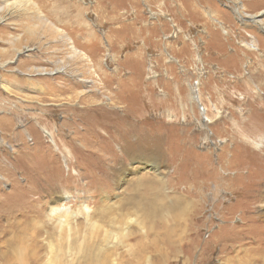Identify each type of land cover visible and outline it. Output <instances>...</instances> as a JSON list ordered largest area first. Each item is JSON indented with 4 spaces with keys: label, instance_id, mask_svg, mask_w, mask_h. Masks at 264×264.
<instances>
[{
    "label": "rangeland",
    "instance_id": "374dc122",
    "mask_svg": "<svg viewBox=\"0 0 264 264\" xmlns=\"http://www.w3.org/2000/svg\"><path fill=\"white\" fill-rule=\"evenodd\" d=\"M263 86L264 0H0V264H30L29 242L7 241L36 229L39 264L66 261V245L49 251L60 245L49 215L58 197L124 228L129 252L140 221L142 264H264V227H249L251 217L264 226L249 184L252 151L264 150ZM88 97L124 116L119 130L154 158L142 150L120 164L105 133L118 131L92 135L86 122L101 113L75 111ZM147 178L135 213L125 197ZM69 225L87 233L78 212Z\"/></svg>",
    "mask_w": 264,
    "mask_h": 264
},
{
    "label": "bare ground",
    "instance_id": "6f19581e",
    "mask_svg": "<svg viewBox=\"0 0 264 264\" xmlns=\"http://www.w3.org/2000/svg\"><path fill=\"white\" fill-rule=\"evenodd\" d=\"M192 10V9H191ZM181 21V20H180ZM69 40V38H68ZM72 43V42H71ZM69 47L74 50V47L72 48L71 45H69ZM2 66V65H1ZM62 69V68H61ZM37 71V73L39 74H50L51 72L49 71H45L43 69H35ZM254 82V81H253ZM124 84V80H120V84ZM232 84L233 87L237 86L236 85V81H231L230 82ZM67 84V83H66ZM126 86V84H125ZM118 87V86H117ZM264 87V86H263ZM262 89V88H261ZM40 90V89H39ZM123 90V88H122ZM121 90V94L122 92H124V90ZM82 92V91H80ZM80 92H76V93H80ZM260 92V91H259ZM258 92V93H259ZM78 94H75V97L78 98ZM261 95V94H259ZM263 97V96H262ZM119 98L122 99V96H120ZM262 99V98H261ZM67 100V99H66ZM83 104L85 106H80V108L78 107L77 109H75L76 112L81 111V109H92V110H97V112L99 111V113H101L99 115V118L97 119L95 125L90 124L88 122H86L87 125H90L92 127V129H89V133L92 132V135H96L99 137L98 133L99 129L101 130L100 126H104L105 128H109V129H115V131L117 130L118 132L116 133V135L111 136L108 132H105L107 134V138L110 139L109 141H117L118 144L120 145V149L119 151L117 150L116 155L118 156V161L120 164L124 163L126 159L128 160H132V159H138L141 157L142 154V150L145 152L146 148L145 146L143 147H139L138 144L134 143V140H132L133 135H129L128 134V129L127 131L124 129V132H121L119 129H121L120 127L124 124V116L123 118L120 117V113L118 114L115 110H111L110 108L108 109L107 107H102V101H96L94 97L91 98H83ZM258 100V99H257ZM248 99L246 97V99L243 102H246V105L248 104ZM72 102V101H71ZM120 102V101H119ZM67 103V102H66ZM115 103V102H114ZM119 104V103H118ZM68 105H70V103H68ZM116 106V105H115ZM72 107V106H71ZM65 108V107H64ZM126 112H124L123 115H125ZM218 114V113H217ZM242 114V113H241ZM88 115V114H87ZM86 115V116H87ZM220 115V114H219ZM260 116V115H259ZM231 117V116H230ZM258 117V116H257ZM264 117V116H263ZM77 118L76 116L73 115V117L68 118L70 119H74ZM228 118V117H227ZM248 118V117H247ZM253 118V117H252ZM255 118V117H254ZM67 119V118H66ZM4 120L6 122H4V124L6 125V127H9V121L7 117H4ZM83 120V119H82ZM256 122V120H253L252 122ZM126 122V121H125ZM245 122V121H244ZM250 123V122H249ZM242 124V123H241ZM247 125V124H246ZM257 125V124H256ZM245 126V125H244ZM116 127V128H115ZM239 127V126H238ZM78 129L82 130L84 129V127L82 126V128H79V126L77 127ZM240 128V127H239ZM258 131H261L259 133H262V131H264V126H258ZM251 129V128H250ZM253 130V129H252ZM256 131V129H255ZM70 132V131H69ZM5 133V132H4ZM244 133V132H243ZM88 134V133H87ZM258 134V133H257ZM263 134V133H262ZM103 135V134H102ZM249 135V134H248ZM259 135V134H258ZM135 136V135H134ZM106 137V136H105ZM138 137V136H137ZM242 137V136H241ZM249 137V136H248ZM135 138V137H134ZM232 138V137H231ZM72 140H75V138H71ZM70 139V141H71ZM101 139V138H100ZM238 139V138H237ZM260 139V138H259ZM137 140V139H136ZM236 140V139H235ZM78 141V143H82L83 141H81V139L76 140ZM101 141V140H100ZM254 141V140H253ZM257 141V140H256ZM72 142V141H71ZM233 142V141H232ZM237 142V141H236ZM235 142L236 145H238ZM73 143V142H72ZM77 143V144H78ZM258 144V143H257ZM116 145V144H115ZM260 145V144H259ZM257 146V145H256ZM262 146V145H261ZM139 147V148H138ZM69 148V147H68ZM114 149V148H113ZM246 149V148H245ZM115 150V149H114ZM251 150V149H250ZM69 151L71 154V150H67ZM92 151V150H91ZM116 151V150H115ZM263 153H257V151H252V153H254L255 158H253L254 160H258V165L256 170L254 171L252 169V171L250 172V175L252 174V176H254L255 178H253V180H251L249 182L251 188V191H255L254 193H257V195L255 194L254 198L256 199L255 201H264V150H262ZM95 152V151H94ZM148 152V151H146ZM105 155V154H104ZM140 155V156H139ZM155 153L150 150L148 152V156L150 158H154ZM235 156V155H233ZM74 157V156H73ZM110 157V156H109ZM108 157V158H109ZM76 158V157H75ZM75 160V159H74ZM247 161V160H246ZM194 162V161H193ZM223 167L224 168L227 164L228 167L230 166V160L229 159H223ZM108 165V164H107ZM117 165V164H116ZM221 166V165H220ZM248 166V165H247ZM250 166V165H249ZM187 167V166H186ZM185 167V168H186ZM209 167V166H208ZM207 167V168H208ZM180 166L177 168L179 169ZM190 168V167H189ZM235 168V167H234ZM194 169V167H193ZM211 169L208 168V170ZM237 169V168H236ZM207 170V169H206ZM213 170V169H212ZM225 171V170H224ZM176 172V171H175ZM206 173V172H205ZM212 173V172H211ZM218 174V173H216ZM238 175V174H237ZM101 176V175H99ZM211 176V175H210ZM235 175H233L234 177ZM242 176V174H241ZM214 178V177H213ZM236 178V176H235ZM243 179V181H245V176L241 177ZM232 179L231 176H225L222 177L223 182H225L227 184V186L230 184V180ZM237 179V178H236ZM252 179V178H251ZM140 180V179H139ZM232 181V180H231ZM240 181V179L238 180ZM236 181V182H238ZM99 182V181H98ZM146 183H148V186H144L143 188H138V186L141 185V180L140 182H137V188L133 189L132 195H130L129 197L126 195L125 197V202L126 204H130L133 206L134 208V212L135 213H139V211L141 210V198L144 195V197H149L151 195H149V192L146 191L148 190V187L151 186L150 183H154L155 181L153 179H149L147 178L145 180ZM257 185V187H256ZM257 188V189H255ZM100 190V189H98ZM151 194V192H150ZM154 194V192H153ZM251 195V194H250ZM155 196V195H154ZM246 196V195H245ZM59 198H61V200H59ZM253 198V199H254ZM62 201V202H60ZM63 197H58V198H54L51 200L52 204L54 206L51 205L50 210H49V215L50 218L53 219L55 221V226L57 227L56 229H58L59 231V236H60V245H58L57 247H55V245L53 243L49 244L50 247V253H54L52 255H54V258H56V252L57 251H63L64 250V245H66L67 249L65 250V254L64 257L66 258V261L63 264H142L145 261V256H144V248H143V235L142 233L144 232L143 227L141 225V222L134 219V223H136L137 225V229L139 231V235H137L135 237V242L134 244L136 245V250H134L133 252H129L130 251V243L127 241V232L126 230H124V228H121L120 231L118 232H114L113 231V227H104L102 225H100L98 223V219H94L93 214L90 212H86V208L87 206H80L79 209L73 211L71 209H69L68 206H65V203H63ZM255 203V202H254ZM37 205V204H36ZM42 207V206H41ZM103 208V207H102ZM255 208V207H254ZM77 212L79 214H81L84 217L85 220V229L87 230V233H85L84 235H74L72 233V227H67L70 226L69 225V221H71V217L73 214H77ZM99 215H101V217L104 215L103 209H101L99 212ZM92 214V215H91ZM17 215V214H16ZM96 215V214H95ZM259 215V214H258ZM256 217V216H255ZM11 218V217H10ZM9 218V219H10ZM49 218V219H50ZM99 218V217H98ZM103 218V217H102ZM262 219V218H260ZM129 220H132V218H129ZM242 220V219H241ZM252 220V224L249 225V227H264V226H260L257 222V220L259 219H253V217H251ZM264 221V218L260 221L262 222ZM12 225H15V223H12ZM30 226V225H29ZM37 226V225H36ZM40 228L42 226H39ZM45 229V227H44ZM10 231L12 232V234H15L17 232H15V230L12 228L10 229ZM252 229H249L248 232H251ZM6 232V231H5ZM7 233V232H6ZM24 234L21 236L20 233L17 234V239L14 241V239L12 240H8V244L10 248H15L18 246H27V244H25L26 242H29V247L30 250L34 251V253L32 254V257H30V264H39L40 259L38 258V250L41 247V245L38 243L39 238H40V230L36 229V231H32L31 233H27L28 235L25 234V232H23ZM43 233V232H42ZM253 237H256L255 235H252ZM50 237V236H49ZM240 238V237H239ZM263 238L259 237V240H262ZM97 240H101L102 242H104V244H101L100 242H97ZM256 240V239H255ZM264 240V239H263ZM41 242V241H40ZM264 243V241H263ZM111 245V246H110ZM112 246H115L112 247ZM122 248L125 247V249L121 250L120 252H118V248ZM45 248V247H44ZM55 248V249H54ZM151 250V249H150ZM153 250L156 251L157 248L153 247ZM152 250V251H153ZM264 251V247H262V249ZM48 251V249H47ZM66 253L67 255L70 256V258L66 257ZM121 253H124L126 255H122ZM51 255V256H52ZM48 256H50L48 254ZM62 256V255H61ZM125 256H130L128 258H124ZM49 258V257H48ZM53 258V256H52ZM264 259V256H263ZM52 260V259H51ZM74 262V263H73ZM46 264H52L51 261L46 260L45 262Z\"/></svg>",
    "mask_w": 264,
    "mask_h": 264
}]
</instances>
